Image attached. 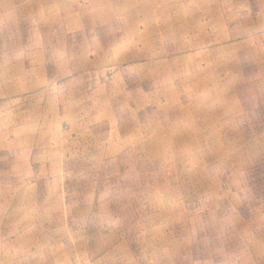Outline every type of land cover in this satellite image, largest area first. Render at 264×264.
Returning <instances> with one entry per match:
<instances>
[{"label": "rangeland", "instance_id": "obj_1", "mask_svg": "<svg viewBox=\"0 0 264 264\" xmlns=\"http://www.w3.org/2000/svg\"><path fill=\"white\" fill-rule=\"evenodd\" d=\"M0 264H264V0H0Z\"/></svg>", "mask_w": 264, "mask_h": 264}]
</instances>
